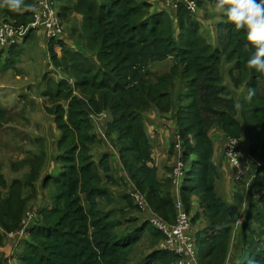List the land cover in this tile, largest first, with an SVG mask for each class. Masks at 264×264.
Listing matches in <instances>:
<instances>
[{
	"label": "trees",
	"instance_id": "trees-1",
	"mask_svg": "<svg viewBox=\"0 0 264 264\" xmlns=\"http://www.w3.org/2000/svg\"><path fill=\"white\" fill-rule=\"evenodd\" d=\"M159 1L66 0L60 9L62 26L74 15L83 26L72 31L73 47L61 35L47 43L51 65L62 75L44 77L42 91L44 111L59 134L52 173L41 151L14 166L28 168L21 179L8 184L0 178L3 232L17 231L28 208L41 203L17 264L177 263V255L159 250L163 234L141 218L129 192H112L127 185L94 130L93 117L107 115L103 135L129 181L154 212L174 224L175 164L159 177L146 124L150 113L170 120L179 140L178 160L186 167L184 210L192 226L201 219L195 238L190 233L203 257L199 264H264V73L247 67L253 49L246 32L234 30L225 15L217 13L202 26L182 4L173 15L151 13ZM206 1L215 7V0H197L198 8ZM24 3L20 13L6 7L0 12L27 26L36 5ZM164 63L167 70H153ZM7 123V111L0 108V126ZM213 129L227 140H247L257 164L253 178L230 201L217 189L222 173L213 160ZM175 141L171 152L177 150ZM4 237L0 234V245Z\"/></svg>",
	"mask_w": 264,
	"mask_h": 264
},
{
	"label": "rangeland",
	"instance_id": "rangeland-1",
	"mask_svg": "<svg viewBox=\"0 0 264 264\" xmlns=\"http://www.w3.org/2000/svg\"><path fill=\"white\" fill-rule=\"evenodd\" d=\"M205 3L206 5L197 9V11L199 13L202 12L203 15V21L198 19L202 26L211 24V19L207 18L206 12H214L215 16L217 14L212 3H207V1ZM64 5H66V0H59L56 9L60 10ZM197 11L193 16L195 18H200L197 15ZM18 13L20 12L18 11ZM3 25H10L17 33H22L24 35L18 44H13L15 45L14 53L10 52V47H13V45L6 49L0 48V108L7 111V117L9 119V123L0 126V178L2 177L10 184L14 179H21L22 176L28 172L27 167L15 170L14 166L18 162L28 159V157L38 155L41 151H43L46 156L47 171L49 174L52 173L56 160L55 156L57 155L53 151H56L55 141L59 134L56 131L52 118L44 111L45 100L42 97V91L45 88L44 77L59 79L62 75L51 65L45 46L42 45L43 40L36 31L32 30L33 33L30 39L23 43V38H25L28 32L29 25L23 26L14 18L9 16L3 17V14L0 12V27ZM80 26H83V23H81ZM209 29L214 31L213 28ZM168 66V63H164L155 66L153 70L158 73L163 72L168 69ZM101 117L102 116L93 117L94 125L98 124V120ZM146 124L149 127V119H147ZM216 132H218L217 135L215 134ZM210 134L213 140H217L219 137L218 135L222 136L221 132L217 129H213ZM176 139L177 137L174 138V140ZM242 142H244L245 145L243 151L239 150L241 172L238 175L235 168L228 163L230 168L226 166V169L232 171V168L235 170L236 174L235 178H233V173L227 172L229 176V179H227L222 173V180L217 184L218 192L222 197L230 198L231 195L239 190L237 189L232 194L235 185L238 187L246 186V184L250 182V179L253 178L254 166H257V164L248 154V141L242 140ZM242 142L239 141V144L241 145ZM110 146L109 144L105 147H101L103 150L108 148L109 151H112ZM220 148L221 146H219L218 142L216 148L217 154ZM112 152H115V150ZM112 161L114 163V158ZM177 161L178 159L176 158V162ZM119 173L120 172L117 171L116 176H119ZM185 175L186 172L184 173V178ZM119 178L121 177L119 176ZM121 184L124 185V183ZM112 192L115 196L122 193H130L127 188L125 189V187L123 188L121 186L120 188L113 189ZM181 202L183 204L185 203V197L182 195ZM32 206L28 208L26 213L38 209L41 203L35 202ZM142 217L143 214L141 218ZM200 221L196 223L197 226H192L191 224V230H198L201 228ZM140 250L146 252L145 242H141ZM197 256L199 260H203L201 253L197 252Z\"/></svg>",
	"mask_w": 264,
	"mask_h": 264
},
{
	"label": "built area",
	"instance_id": "built-area-1",
	"mask_svg": "<svg viewBox=\"0 0 264 264\" xmlns=\"http://www.w3.org/2000/svg\"><path fill=\"white\" fill-rule=\"evenodd\" d=\"M169 2L174 8H176L178 4H182L190 13H195L198 9L197 0H169ZM35 3L38 9L36 12H33L34 20L31 24H29L28 31H37L42 29L48 41L59 37L63 32V26L56 9V0H39ZM23 36L24 35L22 33H17L10 25L1 26L0 48H8L22 39ZM175 145L177 150L180 152L178 139H176ZM238 145V140L228 139L225 148V156L228 163L235 168L239 175L241 167L240 156L237 150ZM185 172V164L181 160H178L172 169V173L170 174L172 185L175 186L178 195V200L174 203L176 209V219L174 224H169L156 212H154V210L150 208L147 203L144 195L134 188L133 185L129 188V194L141 212L147 215L148 224L163 234L164 239L158 246L159 249L177 255L179 260L176 264H199V258L197 256L198 250L194 243V239L190 234L191 222L188 214L184 210V205L181 202L180 191ZM35 218L36 211H28L21 222V227L17 231L9 233L4 232L7 239L19 244L24 238H26V229Z\"/></svg>",
	"mask_w": 264,
	"mask_h": 264
},
{
	"label": "crops",
	"instance_id": "crops-1",
	"mask_svg": "<svg viewBox=\"0 0 264 264\" xmlns=\"http://www.w3.org/2000/svg\"><path fill=\"white\" fill-rule=\"evenodd\" d=\"M39 0H35V2H37ZM59 2V1H58ZM36 5V3H34ZM37 5L34 6V8L32 9V12H36L37 11ZM174 7L170 4L169 0H161L159 2H155L152 3V8H151V13L155 12V11H166L168 13H170L171 15H173L174 13ZM58 11V10H57ZM60 12V10L58 11V13ZM198 12V11H197ZM200 18H196L201 19L203 21L202 18V12L197 14ZM214 12H206V16L207 18H210L212 20V18L214 17ZM81 17L78 15H74L70 18V20L68 22L63 23V27H64V31L60 36V39L62 41H64L68 46L73 47L75 44V42L72 39V31L75 28H78L81 24ZM36 33L42 38L43 40V46H45V49L47 48V43L48 40L46 39L45 33L42 29H39L36 31ZM30 38L27 39V41ZM26 41V42H27ZM109 118L107 117V115L102 116L99 120H98V124L95 125L94 130L96 131V133H98L100 135L101 138H103V140L105 141L106 145H109L108 141L105 139L102 131L104 129V125L105 122L108 120ZM148 119L150 120V124L148 127V136L152 142V146H153V150H152V158L154 161V165L156 166V168L158 169V175L160 178H164L166 171L165 168H171L173 167V165L176 162V158L178 159L180 156V152L178 150L175 149V151L171 152V143H173L174 141V133H173V125L172 122L164 117H158L156 116L154 113H150L148 114ZM219 131V130H218ZM221 132V131H219ZM218 132H216L215 134L217 135ZM214 134V135H215ZM221 135H218V139L217 140H213V137L210 134V137L213 141L214 144V163L216 164V166L218 167V169L220 170L221 173L224 174V176L229 179V176L227 174V172L229 173H233V178H235V170L231 168L232 171H228L226 169V166H229L227 158L225 156V148H226V144H227V138L224 137L223 133L221 132ZM219 142V146H221L218 154L216 153V148ZM111 150L114 151V149L110 146ZM111 151V152H112ZM176 155V158H175ZM114 158V163L112 161V159ZM112 167L114 169H116L119 173V176L122 178L123 182L126 183L127 188H129L131 185H133L129 179L128 176L126 175L125 171L123 170L120 160L118 158V155L115 152H112ZM222 174V175H223ZM167 177H169V174L166 175ZM173 199H174V203L178 200V195H177V190L175 188V186H173ZM243 190V187L241 186H234V191L232 192V194L237 190ZM232 196V195H231ZM228 201H230V198H226ZM143 216L146 218L147 220V215L142 213ZM198 230H191V234L193 233V237L195 238V233ZM3 231H0V234L5 236L2 244L0 245V264H17L15 256L18 254L19 249H20V244H17L14 241L8 240L6 235H4V233H2ZM22 242V241H21Z\"/></svg>",
	"mask_w": 264,
	"mask_h": 264
},
{
	"label": "clouds",
	"instance_id": "clouds-1",
	"mask_svg": "<svg viewBox=\"0 0 264 264\" xmlns=\"http://www.w3.org/2000/svg\"><path fill=\"white\" fill-rule=\"evenodd\" d=\"M0 7L20 11L24 0H0ZM215 12L223 14L234 27L244 30L250 43L247 67L257 73H264V0H215Z\"/></svg>",
	"mask_w": 264,
	"mask_h": 264
}]
</instances>
